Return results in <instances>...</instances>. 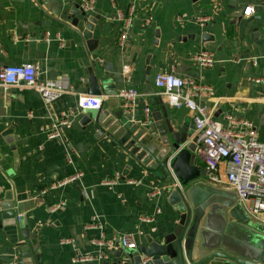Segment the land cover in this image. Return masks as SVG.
<instances>
[{"label":"crops","instance_id":"0c3cea01","mask_svg":"<svg viewBox=\"0 0 264 264\" xmlns=\"http://www.w3.org/2000/svg\"><path fill=\"white\" fill-rule=\"evenodd\" d=\"M78 1L45 0L46 8L41 0H0V69L36 63L42 80L59 82L67 89L50 103L25 85L3 92L0 264H18L32 252L41 264L120 262L118 250L123 247L115 248L109 259L72 262L79 254L97 255L99 251L95 241L101 230L87 227L94 217L108 239L131 232L138 246L146 243L147 236L169 233L176 225L177 213L167 194L173 185L152 177L97 127L81 124L80 98L91 95L81 89L89 87L88 69L94 62L103 93L108 95L101 112L115 123L124 116L118 94L131 87L140 96L125 112L130 128L147 136L164 127L166 119L179 125L185 120L194 122L196 113L174 107L157 94L156 76L175 72L210 87L200 101L214 120L224 126L228 115L248 120L264 142V0H96L95 10L88 14L96 19L93 48L88 38L62 25L54 13L61 3L73 8ZM131 5L136 10L127 39L120 45L122 23L115 19L116 10L126 13ZM250 6L253 11L247 15L245 9ZM202 49L214 53L213 67L202 69L194 61ZM64 112L70 113L71 126L62 129L63 137L49 138L52 123L61 120ZM194 137L195 129L191 141ZM196 165L206 170L199 156ZM76 172L83 173L78 181L41 194ZM116 173L121 174V181L103 183ZM219 176L220 181H213L206 170L197 180L231 189L225 183L223 165ZM130 179L138 182L128 183ZM155 188L161 193L151 197ZM60 201L64 206L50 212L49 207ZM231 211L229 219L237 220ZM242 223L243 231L263 244L264 223L255 218ZM62 239L73 242L61 243ZM224 263L215 258L207 264Z\"/></svg>","mask_w":264,"mask_h":264},{"label":"water","instance_id":"95a60500","mask_svg":"<svg viewBox=\"0 0 264 264\" xmlns=\"http://www.w3.org/2000/svg\"><path fill=\"white\" fill-rule=\"evenodd\" d=\"M41 1H44L42 6L46 7L45 0ZM54 13L62 25L77 31L83 38H88L87 44L89 48H93L92 31L96 21L93 16L82 11L77 4L73 8H65L64 3ZM206 36L208 33H203L204 41L207 40ZM95 64L94 62L92 68L88 69L89 87L82 88L81 92L87 91L91 95L106 94L103 93L104 87ZM101 109L82 108L80 122L83 127H97L98 132L109 137L152 177L170 182L173 186L167 192L168 202L177 213L176 225L172 231L158 237L147 236L146 243L134 250L119 248L117 258L122 260L115 264H207L215 258L223 259L224 264H264V240L262 239L261 244L243 231L245 224L239 216L241 212L234 207L238 197L234 201L235 198L231 196H220L205 184V188H186L191 183H200L193 182L206 174L205 169L196 165V143L191 141L194 122L185 120L179 125L166 119L165 126H159L157 133L155 131L146 136L138 128L127 125L124 110V116L119 117V122L115 123ZM216 204L224 205L228 210L234 207L232 215L239 218L231 224L227 221L221 228H217L216 217L209 214V210L213 211L211 206ZM16 216L17 213L14 212V223L17 222ZM18 264H41V261L32 252L29 256L23 255Z\"/></svg>","mask_w":264,"mask_h":264},{"label":"built area","instance_id":"2783aa9c","mask_svg":"<svg viewBox=\"0 0 264 264\" xmlns=\"http://www.w3.org/2000/svg\"><path fill=\"white\" fill-rule=\"evenodd\" d=\"M78 5L82 11L89 14L95 10L96 0H79ZM135 10V5L129 6L126 13L116 10L115 19L122 23L120 45H123L127 39L131 16ZM252 11L253 7H247L245 14L250 15ZM193 59L202 69L211 68L216 63L214 53L208 49H202L194 55ZM255 81L259 82L261 79ZM155 84L159 89L157 94L162 95L169 104L177 108L186 107L196 113L194 117L196 154L204 161L209 178L213 181H220L219 169L223 165L227 187L237 192L239 201L243 203L253 218L264 223V142L258 139L253 124L248 120H239L230 115L226 117L227 126L214 120L212 112L204 102L200 101L204 92H209L210 87L196 80L185 79L175 72H170L158 74L155 78ZM18 85L35 89L47 103L55 101L67 91L66 87L59 82L42 80L39 65L36 63L6 65L0 69V110L3 92L9 87ZM106 96L108 95L84 94L80 98L79 107L81 109H101L106 103ZM118 96L122 100V109L127 112L134 107L140 94L135 88L131 87L121 90ZM149 111L148 107L144 109L146 118H148ZM63 116L61 120L52 123L51 131L48 134L49 138L63 137L62 129L71 126L70 113L64 112ZM137 122L145 124L140 120ZM82 176V172L68 175L52 183L48 188L41 191V194L74 183ZM121 180V174L116 173L114 177L104 180L103 183L114 185ZM127 182L135 184L138 181L130 179ZM160 193V188H155L150 195L155 197ZM64 204V201H60L50 206L49 211H57ZM157 212H160V210L158 209ZM145 220L151 219L146 218ZM87 227L101 230L97 241H95L99 251L97 255L79 254L73 258V263H88L94 259H109L111 253L117 247H123L127 250L138 247L135 234L131 232L112 236L108 239L103 231V225L97 223L95 217ZM71 242H73L72 239H62L61 243Z\"/></svg>","mask_w":264,"mask_h":264},{"label":"rangeland","instance_id":"374dc122","mask_svg":"<svg viewBox=\"0 0 264 264\" xmlns=\"http://www.w3.org/2000/svg\"><path fill=\"white\" fill-rule=\"evenodd\" d=\"M199 180H197L196 182H193V183H197ZM200 183H197V184H189L186 188L188 189L189 187H196V186H200V187H204L205 188V185L208 186L211 190H215L217 193L220 194V196L222 195H227V196H231L234 199V201L237 199L238 200V194L237 192L234 190V189H227L225 188L224 186H220V187H214L212 185H210L209 183L207 182H204V181H199ZM205 184V185H204ZM217 186V185H216ZM199 187V188H200ZM197 191L198 189L195 188ZM219 200H223L221 198H219ZM225 202H227L228 204H230L229 201L227 200H223ZM212 207V210H209V214L216 217L217 219V225L216 227L217 228H221V226L225 225V222L229 221V224L233 223L234 220L233 219H229L230 217V211L235 207V208H239L241 214H240V218L243 220V221H246V222H249L250 219H252V215L247 211V209L245 208V206L243 205L242 202L240 201H237L236 204L234 205V207L230 210H228V207L226 206H221L220 204H216V206H211ZM228 211V212H227ZM231 227H229L230 229Z\"/></svg>","mask_w":264,"mask_h":264}]
</instances>
